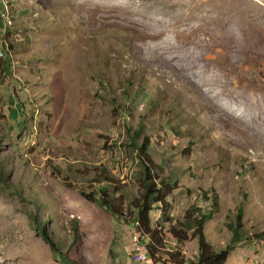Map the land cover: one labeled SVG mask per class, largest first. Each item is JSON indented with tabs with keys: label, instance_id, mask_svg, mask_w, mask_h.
<instances>
[{
	"label": "rangeland",
	"instance_id": "obj_1",
	"mask_svg": "<svg viewBox=\"0 0 264 264\" xmlns=\"http://www.w3.org/2000/svg\"><path fill=\"white\" fill-rule=\"evenodd\" d=\"M137 131L172 216L213 189L207 239L242 210L226 264H264V0H0V264H135L131 224L80 193L138 194Z\"/></svg>",
	"mask_w": 264,
	"mask_h": 264
},
{
	"label": "trees",
	"instance_id": "obj_2",
	"mask_svg": "<svg viewBox=\"0 0 264 264\" xmlns=\"http://www.w3.org/2000/svg\"><path fill=\"white\" fill-rule=\"evenodd\" d=\"M141 131L133 134L129 140V147L137 158L141 171L138 175V194L125 203L119 189L112 186L107 177H100L94 182L91 192L80 193L87 202L103 209L115 221L131 224L133 236L138 239L139 246L144 250L154 264H226L230 252L243 240L240 223L242 210L238 212L237 224L229 223L227 228L231 232V239L225 248L216 249L205 234L206 222L219 212V197L213 189L199 191L200 203L190 205L181 218L172 216L173 203L176 199L177 181L162 176L159 165L153 161L150 153V139L143 138L139 143ZM98 179V178H97ZM105 185H99L101 183ZM190 193L186 191V195ZM158 212L157 220L152 223L151 214ZM261 234L259 238H263ZM196 242V259H186L180 250L185 243ZM249 240V239H247ZM62 255L72 264L68 256ZM131 258V257H130ZM132 260V259H131ZM134 263V262H133Z\"/></svg>",
	"mask_w": 264,
	"mask_h": 264
},
{
	"label": "built area",
	"instance_id": "obj_3",
	"mask_svg": "<svg viewBox=\"0 0 264 264\" xmlns=\"http://www.w3.org/2000/svg\"><path fill=\"white\" fill-rule=\"evenodd\" d=\"M133 239H136L135 236H132L130 244V257L135 264H145L146 257L140 255L139 251L133 246Z\"/></svg>",
	"mask_w": 264,
	"mask_h": 264
},
{
	"label": "bare ground",
	"instance_id": "obj_4",
	"mask_svg": "<svg viewBox=\"0 0 264 264\" xmlns=\"http://www.w3.org/2000/svg\"><path fill=\"white\" fill-rule=\"evenodd\" d=\"M142 255L146 257V262H145V264H154V263L152 262V260L148 257V255H147L146 252H143Z\"/></svg>",
	"mask_w": 264,
	"mask_h": 264
}]
</instances>
